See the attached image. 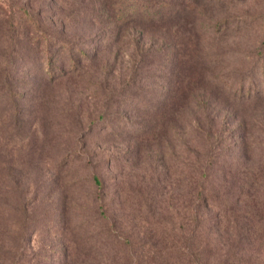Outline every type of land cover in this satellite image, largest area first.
<instances>
[{"label":"rangeland","instance_id":"374dc122","mask_svg":"<svg viewBox=\"0 0 264 264\" xmlns=\"http://www.w3.org/2000/svg\"><path fill=\"white\" fill-rule=\"evenodd\" d=\"M38 31L71 48L52 41L48 61ZM257 89L264 0H0V264L11 261L21 197L59 209L30 233L19 260L64 264L57 243L64 224L76 232L80 219L69 264H119L121 246L97 245L94 179L105 203L114 199L106 213L119 229L131 218L172 222L191 196L207 127L222 129L220 142L247 139L263 195Z\"/></svg>","mask_w":264,"mask_h":264},{"label":"trees","instance_id":"16d2710c","mask_svg":"<svg viewBox=\"0 0 264 264\" xmlns=\"http://www.w3.org/2000/svg\"><path fill=\"white\" fill-rule=\"evenodd\" d=\"M17 13L20 19L30 17L24 6H19ZM18 16H15L16 21ZM29 22L36 23L32 18ZM41 34V43L47 49V60H50L48 47L52 41L64 49L71 48L68 40L64 42ZM51 68L52 64L48 62L44 70L52 74ZM240 87L241 94L248 92L242 90V84ZM254 92V97L250 99L264 98V89ZM221 130L217 128L211 132L208 127L203 130L202 148L194 149L191 164V196L174 210L172 222L157 224L153 218L137 225L131 218L127 227L129 230L119 229L112 213H106L108 208H112L113 198L106 204L103 189L94 179L96 187L92 199L98 211L96 233L100 249L121 246L119 264H206L212 254L215 264H264V248L262 251L258 249L264 244V191L263 195L259 194L257 169L253 167L256 164L246 163L247 139L214 140ZM254 145L253 142L251 147ZM27 203L21 197L15 206L18 215L17 241L10 250L11 261L8 264H37L39 258L29 262L19 260L20 255H26L21 251L28 247L30 233L37 225L59 209L53 205L37 209ZM147 203L146 210L150 211L152 202ZM86 223L79 219L75 225L76 232L71 230L74 225L64 224L67 235L57 243L60 249L58 255L63 257L64 264L73 260L79 243L74 235L81 233L79 226Z\"/></svg>","mask_w":264,"mask_h":264}]
</instances>
